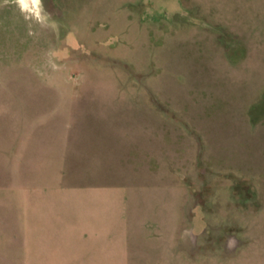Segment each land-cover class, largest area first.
<instances>
[{"label":"rangeland","instance_id":"rangeland-1","mask_svg":"<svg viewBox=\"0 0 264 264\" xmlns=\"http://www.w3.org/2000/svg\"><path fill=\"white\" fill-rule=\"evenodd\" d=\"M43 6L0 7V264H264V0Z\"/></svg>","mask_w":264,"mask_h":264},{"label":"clouds","instance_id":"clouds-1","mask_svg":"<svg viewBox=\"0 0 264 264\" xmlns=\"http://www.w3.org/2000/svg\"><path fill=\"white\" fill-rule=\"evenodd\" d=\"M13 6L14 9L19 13L23 20L27 24V35L33 36L35 32L33 31V23H39L41 25L45 23H50L53 29L56 28L54 21H50V14L47 13L43 6V0H0V7ZM199 210V206L193 209L194 213ZM193 235H199L196 229H185L182 234L183 237H191ZM236 241L234 239H229L228 247L229 249L235 247Z\"/></svg>","mask_w":264,"mask_h":264},{"label":"crops","instance_id":"crops-1","mask_svg":"<svg viewBox=\"0 0 264 264\" xmlns=\"http://www.w3.org/2000/svg\"><path fill=\"white\" fill-rule=\"evenodd\" d=\"M241 243V242H240ZM225 251V250H224ZM223 250H222V252H221V258H223L224 260H227V259H234V257L238 254V251H237V249H236V251L235 252H233V253H230L231 251H228L229 253H226L227 251H225L224 252Z\"/></svg>","mask_w":264,"mask_h":264},{"label":"flooded vegetation","instance_id":"flooded-vegetation-1","mask_svg":"<svg viewBox=\"0 0 264 264\" xmlns=\"http://www.w3.org/2000/svg\"><path fill=\"white\" fill-rule=\"evenodd\" d=\"M201 234H202V223H201V232H200ZM221 236L222 237H224V232H223V234H221ZM210 251V250H209ZM202 254V253H201Z\"/></svg>","mask_w":264,"mask_h":264}]
</instances>
